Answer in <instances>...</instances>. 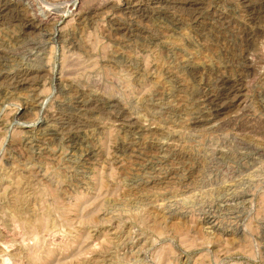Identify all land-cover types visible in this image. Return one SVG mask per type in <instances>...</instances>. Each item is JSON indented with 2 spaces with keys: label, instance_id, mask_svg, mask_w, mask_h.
Segmentation results:
<instances>
[{
  "label": "rangeland",
  "instance_id": "374dc122",
  "mask_svg": "<svg viewBox=\"0 0 264 264\" xmlns=\"http://www.w3.org/2000/svg\"><path fill=\"white\" fill-rule=\"evenodd\" d=\"M0 264H264V0H0Z\"/></svg>",
  "mask_w": 264,
  "mask_h": 264
},
{
  "label": "bare ground",
  "instance_id": "6f19581e",
  "mask_svg": "<svg viewBox=\"0 0 264 264\" xmlns=\"http://www.w3.org/2000/svg\"><path fill=\"white\" fill-rule=\"evenodd\" d=\"M8 5V4H7ZM4 8V7H3ZM30 19V18H29ZM37 21V20H36ZM42 22V21H41ZM27 24V23H26ZM38 27V26H37ZM245 61V60H244ZM24 81V80H23ZM30 81H31V79H30ZM29 82V77L28 78H26L25 79V81H24V83L26 84V83H28ZM21 83V82H20ZM33 83V82H32ZM117 101V100H116ZM156 182V181H155Z\"/></svg>",
  "mask_w": 264,
  "mask_h": 264
}]
</instances>
